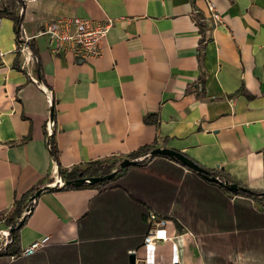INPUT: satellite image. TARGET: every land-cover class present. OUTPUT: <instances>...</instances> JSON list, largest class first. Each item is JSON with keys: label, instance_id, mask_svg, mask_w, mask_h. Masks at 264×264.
<instances>
[{"label": "crops", "instance_id": "crops-1", "mask_svg": "<svg viewBox=\"0 0 264 264\" xmlns=\"http://www.w3.org/2000/svg\"><path fill=\"white\" fill-rule=\"evenodd\" d=\"M15 14L33 37L41 78L13 18L2 17L1 218L34 187L54 182L60 167L127 159L154 145L264 189V0H24ZM76 16L114 20L102 54L82 63L72 52H54L41 35L46 24ZM17 58L23 71L14 67ZM51 116L59 161L50 153ZM147 117L157 123L146 124ZM153 170L188 181L177 189L133 172L123 183L129 192L44 191L20 247L48 242L22 264H131L132 254L136 264H209L191 221L211 213L223 241L229 235L221 230H264L255 202L232 198L226 207L220 193L205 191L188 170L160 161ZM148 214L170 221L161 236L172 242L144 246ZM229 258L264 264L237 251Z\"/></svg>", "mask_w": 264, "mask_h": 264}, {"label": "trees", "instance_id": "trees-1", "mask_svg": "<svg viewBox=\"0 0 264 264\" xmlns=\"http://www.w3.org/2000/svg\"><path fill=\"white\" fill-rule=\"evenodd\" d=\"M3 13V17H12L15 23V32L16 36L18 39V42L21 41V25H22V17L17 16L14 12H9L7 10L0 11V14ZM29 46L32 49L34 53V58L36 59V73L40 77V72H41V66L39 62V55L37 50L34 48V43L33 41L29 42ZM15 69L19 71H23L21 67L19 66L18 63V58L16 59ZM41 78V77H40ZM145 123L146 124H156L157 120H152V117H147L145 118ZM49 145H50V153L54 157L56 161H59L58 158V147L57 143L55 141L54 135H51L49 139ZM156 149V146H147L139 149L136 152L131 153L127 159H130L131 161H137V164L134 166H129L124 169L119 168L120 163L124 159H119V160H108V161H97V162H91L88 163L86 168H74L70 171L65 170L63 168H59V176L62 177V179L65 182H73L79 178L82 177H102L106 176L112 173L115 169H118L116 176L109 180V181H102L94 185H89L86 184L82 187H74L73 185H67L62 188H53L49 191L51 192H62V191H78V190H83V189H92L96 190L99 193V196H105L107 194H111L113 192H129L128 189L125 187L123 184L126 178L133 173V172H138L140 174L147 175L152 178L157 177L160 182L169 184L170 187H175L177 189H181L184 186V183L188 181V179H180V180H173L168 177H165L164 175L158 174L154 172L153 167L154 164L157 162H165L170 165L176 166L181 172L188 170L191 175L193 176L196 181H199L200 185H203L202 188L207 191H212L214 193H220L219 195L222 197L223 204L226 207H231L232 203V198H235V201L243 200L244 202L247 203H252L255 202L256 204L259 205L261 211H254V214L257 216L264 217V189L263 190H255L251 189L242 183H238L234 181L227 173H225L222 170H208L205 169L202 165L198 164L200 167L203 169L207 170L210 172V176L218 178L222 183H229L231 184H236L239 187L245 188L248 191H242L240 190L238 193H232L230 192L227 188L220 184L216 183H211L206 181L203 176L187 166L183 165L181 162L171 159L169 157L165 156H159V155H150L153 150ZM145 157V158H143ZM143 158V159H142ZM163 180V181H162ZM53 183V182H52ZM206 187V188H204ZM42 187L41 185H38L34 187L31 191H29L27 194L23 196L21 201H19L14 210L12 211L11 215L7 217L6 219V227L15 229V231L10 235V243L0 251V264H22L24 259L34 257L37 253H40L44 248L39 249L34 255L29 256V257H22L21 254V247H20V235H21V230L22 228L27 224L31 214L29 213L24 217V213L26 210L29 208L30 204V198ZM130 198L135 202L141 204L143 207L146 206L145 203H140L138 202L134 195L132 193L129 194ZM229 205V206H228ZM35 204L33 205V207ZM150 214H148L149 217ZM24 217V218H23ZM206 219V220H205ZM205 219L203 220H193L191 221L190 225H187L190 230L195 234L197 239L203 243L202 250L204 251L205 258L209 262V264H233L230 260V256L234 252H239L244 254L247 257L254 258L258 260L259 262H264V244L263 243H258L255 241L250 240L251 237L254 238L256 241H264V230L263 229H258V228H250L246 230V228H241L243 230H240L238 228L237 233L235 234L234 232L236 230H230V229H225L221 230L222 234H227L229 235L224 241L223 238L224 236L217 235V222L213 218V215L211 213H207L205 215ZM178 224V228L182 229V226L175 221ZM182 223V221H180ZM206 222V223H205ZM215 222V223H214ZM225 223V221H224ZM20 224H22L20 229H16ZM183 224V223H182ZM201 224V225H200ZM205 225V226H204ZM208 225V227L206 226ZM213 226V227H212ZM219 227V226H218ZM215 228V229H214ZM257 229V230H256ZM227 230V231H226ZM149 231V225L147 224V232ZM214 231V232H213ZM226 231V232H224ZM250 231V232H249ZM200 232V233H199ZM249 232V240L246 237V233ZM257 234H256V233ZM262 232V233H261ZM244 233V234H241ZM254 235L252 236V234ZM261 233V234H260ZM234 234V235H233ZM241 234V235H240ZM262 236H260V235ZM244 235V236H242ZM216 236V237H215ZM256 236V237H255ZM218 238V239H217ZM229 238V239H228ZM257 238V239H256ZM261 238V239H260ZM211 240V241H210ZM250 241V242H246ZM231 241V242H230ZM233 242V243H232ZM255 244H254V243ZM231 243V244H230ZM259 244V245H258ZM245 250V251H244ZM260 252V253H259ZM214 255L213 257H211Z\"/></svg>", "mask_w": 264, "mask_h": 264}, {"label": "built area", "instance_id": "built-area-1", "mask_svg": "<svg viewBox=\"0 0 264 264\" xmlns=\"http://www.w3.org/2000/svg\"><path fill=\"white\" fill-rule=\"evenodd\" d=\"M213 12V8L211 7ZM214 18L218 15L213 13ZM114 20L107 19L104 22L93 21L86 18L71 17L61 18L46 24L41 35L48 37L50 47L56 53L72 52L78 59L86 60L89 58L99 57L103 52V44L108 36L110 29L113 27ZM21 40L29 44L33 37L27 36L25 30H21ZM1 60V52H0ZM39 83V81H36ZM47 132L49 136L53 134L54 120L48 121ZM145 158V157H143ZM142 158V159H143ZM64 180L62 177L57 176L53 185L63 186ZM150 230L145 238L144 246H156L159 243L172 242L171 238L161 236L164 228L170 223L169 220L159 218L155 214H150L148 217ZM10 229L4 233L5 237L4 247H0V251L4 249L10 242ZM48 239L36 241L29 247L22 249L21 256L29 257L34 255L39 249L47 245Z\"/></svg>", "mask_w": 264, "mask_h": 264}, {"label": "water", "instance_id": "water-1", "mask_svg": "<svg viewBox=\"0 0 264 264\" xmlns=\"http://www.w3.org/2000/svg\"><path fill=\"white\" fill-rule=\"evenodd\" d=\"M78 61H79V63L84 62V60H82V59H79ZM51 120H53L52 116H51ZM150 155H152V156L153 155H159V156H165V157H169L171 159H175V160L181 162L183 165H185L188 168H190L191 170L201 174L206 181L211 182V183L220 184V185L224 186L225 188H227L232 193H238L240 190L245 191V192L248 191L247 189L239 187L236 184H231L230 185L229 183H222L218 178L210 176V172L209 171L203 169L197 163H195L192 159H190L188 156H186V155H184V154H182L180 152H177V151H174V150H171V149H168V148H156L155 150H153L151 152ZM136 164H137V161H131L130 159H124L120 163L119 168L124 169L126 167L134 166ZM117 171H118V169H115L109 175L102 176V177H91V178H88V177H84L83 178L82 174H81V178H79V179H77V180H75L73 182H65L64 181L63 182V186H61V187L58 186V185H53V183L49 184L48 186L42 187L40 190H38L30 198V201H29L30 206L26 210V212L24 213V217L26 215H28L29 213H31V211L33 210V205L36 203V201L39 199V197L41 196V194L44 191H48V190H51L53 188H62V187L67 186V185H73L74 187L79 188V187H82V186H84L86 184L94 185V184H97V183L102 182V181H109V180L113 179L116 176ZM59 177H61V176H59ZM21 226H22V224H20L16 229H20ZM14 231H15V229H10V235ZM130 262H131V264H136V255L135 254H132L130 256Z\"/></svg>", "mask_w": 264, "mask_h": 264}, {"label": "rangeland", "instance_id": "rangeland-1", "mask_svg": "<svg viewBox=\"0 0 264 264\" xmlns=\"http://www.w3.org/2000/svg\"><path fill=\"white\" fill-rule=\"evenodd\" d=\"M24 0H0V11L7 10L9 12L16 13V9L23 6ZM4 16L3 13L0 14V19ZM113 172V171H112ZM6 217H0V247H4L5 237L4 233L8 231L6 227Z\"/></svg>", "mask_w": 264, "mask_h": 264}]
</instances>
